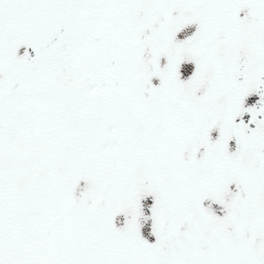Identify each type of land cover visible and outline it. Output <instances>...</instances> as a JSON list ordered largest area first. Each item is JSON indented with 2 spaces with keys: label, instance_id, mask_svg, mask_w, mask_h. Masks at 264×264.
Segmentation results:
<instances>
[{
  "label": "snow or ice",
  "instance_id": "1",
  "mask_svg": "<svg viewBox=\"0 0 264 264\" xmlns=\"http://www.w3.org/2000/svg\"><path fill=\"white\" fill-rule=\"evenodd\" d=\"M0 264H264V0H0Z\"/></svg>",
  "mask_w": 264,
  "mask_h": 264
}]
</instances>
